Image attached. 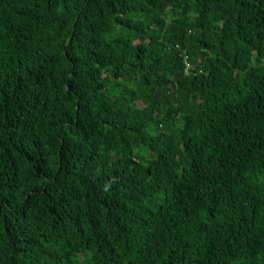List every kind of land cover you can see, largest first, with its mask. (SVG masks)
Segmentation results:
<instances>
[{"label":"trees","instance_id":"1","mask_svg":"<svg viewBox=\"0 0 264 264\" xmlns=\"http://www.w3.org/2000/svg\"><path fill=\"white\" fill-rule=\"evenodd\" d=\"M0 264H264V0H0Z\"/></svg>","mask_w":264,"mask_h":264}]
</instances>
